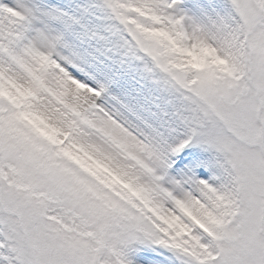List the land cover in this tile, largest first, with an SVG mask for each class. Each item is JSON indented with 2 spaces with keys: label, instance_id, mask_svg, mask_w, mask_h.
Masks as SVG:
<instances>
[{
  "label": "snow or ice",
  "instance_id": "snow-or-ice-1",
  "mask_svg": "<svg viewBox=\"0 0 264 264\" xmlns=\"http://www.w3.org/2000/svg\"><path fill=\"white\" fill-rule=\"evenodd\" d=\"M0 264H264V0H0Z\"/></svg>",
  "mask_w": 264,
  "mask_h": 264
}]
</instances>
